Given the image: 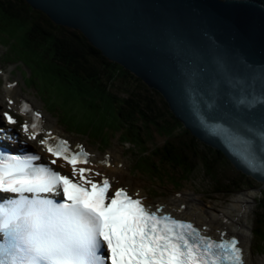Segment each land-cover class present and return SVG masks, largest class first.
<instances>
[{
    "label": "water",
    "instance_id": "obj_1",
    "mask_svg": "<svg viewBox=\"0 0 264 264\" xmlns=\"http://www.w3.org/2000/svg\"><path fill=\"white\" fill-rule=\"evenodd\" d=\"M159 92L202 143L264 188L258 0H26Z\"/></svg>",
    "mask_w": 264,
    "mask_h": 264
},
{
    "label": "snow or ice",
    "instance_id": "obj_2",
    "mask_svg": "<svg viewBox=\"0 0 264 264\" xmlns=\"http://www.w3.org/2000/svg\"><path fill=\"white\" fill-rule=\"evenodd\" d=\"M22 127H31L35 139L37 123ZM57 139L55 145L41 141L54 157L50 163H34L41 160L36 154L0 155V192L17 194L0 205L8 245L0 250V264H247L235 235H205L123 187L111 194L109 178L96 181L100 173L78 167L90 154ZM58 159L71 165V176L51 166Z\"/></svg>",
    "mask_w": 264,
    "mask_h": 264
},
{
    "label": "trees",
    "instance_id": "obj_3",
    "mask_svg": "<svg viewBox=\"0 0 264 264\" xmlns=\"http://www.w3.org/2000/svg\"><path fill=\"white\" fill-rule=\"evenodd\" d=\"M258 1L264 5V0ZM16 31L21 34L24 44L37 46L39 54L48 56L56 65V73L65 86L68 85L75 93L86 92L90 96L99 94L88 104L93 109L92 115L94 107L101 106L102 101L113 107L118 128H123L120 136L123 141L144 143L141 130L155 127L159 131L166 125V130H163L166 139L138 156L135 163L137 170L143 169L141 165L146 169L153 165L147 160L150 156L158 165L150 173L159 175L158 170L161 168L164 175L167 171L170 178H176V181L188 180L184 176L192 177L200 168L214 184L213 191L216 193L243 186L249 179L234 178L233 173L226 174V167L236 169L222 152L193 136L169 110L159 92L149 88L131 71L102 55L80 30L53 23L46 14L29 6L26 0H0V36L6 32L4 39L11 41ZM114 82L126 88L123 98L117 99L111 94L109 89ZM87 136L102 144L101 135ZM236 172L238 176L243 175L240 171ZM261 194L259 208L262 226L256 228V233L264 228V190Z\"/></svg>",
    "mask_w": 264,
    "mask_h": 264
},
{
    "label": "rangeland",
    "instance_id": "obj_4",
    "mask_svg": "<svg viewBox=\"0 0 264 264\" xmlns=\"http://www.w3.org/2000/svg\"><path fill=\"white\" fill-rule=\"evenodd\" d=\"M14 36L16 37V40L13 42L12 47H10V43L8 42V40L4 39L6 37V32L0 36V55L4 52V49H8L7 55L9 57H12L11 59L15 61H3L0 56V67L4 69V72L10 71L8 73L10 79L19 80L18 84L22 87V90L24 92H30L34 95L36 92L35 96L39 102L38 104L40 105V107H43L44 104V108L46 110L54 113L52 116L48 112L44 111L45 114H47L50 119H53L59 127L63 129V127L57 121L56 111L58 110L56 109H60L61 111H63L65 116L64 119L67 126L69 127V130L77 131L79 133H69L63 129V134L68 135L74 139H81L91 150L95 149L100 151L101 153L110 151L115 148L123 150L124 157L129 166V177H127L128 179L124 178V180H120V183H127L129 181L128 183L133 188L140 187L142 189L141 193L148 196L150 192H153L156 197L150 198L149 196L148 200L160 203L166 202L170 197L176 195V191H181L184 194L188 193V191L190 190L193 193L198 194L200 196L199 200L206 206L214 209H223L225 207H228L231 203V200L234 199L238 193L244 190H252L255 194L254 202L248 211L246 219L248 218L247 222L251 228L249 236L252 240V252L254 255L262 257L261 254L257 253V249H259L261 252L264 251V228L259 229L256 233V228L262 225V214L261 208H259V198L263 196L261 192L262 190H264V188L260 187L261 183L259 181L253 179L249 175H244L243 172V175L238 176V174L236 175V171L240 170H231L230 167H226V174L233 173L234 178L240 177L244 180H247L248 178L249 179L243 184V186L234 188L228 192L224 191L216 193L213 191L215 189L214 184L210 181L209 178L205 176L200 168L195 171L194 175L191 178L185 175L184 178L189 180H187L186 182H182L179 180L176 182V178L171 179L168 172L165 171V174L168 175L169 181H175V186H172L169 181H166V177L161 171V168L158 171L160 177L159 180L154 179L156 178L155 175H153L152 177L150 174H148V170L146 169H143L144 174L140 175L142 174V172L138 171L134 164L131 165L132 161L136 157L134 155L141 154L146 149L150 150L154 146L162 144L166 139L164 135L165 131H163L166 128V125H164L165 128L161 127V130L159 131H157L155 127L151 130H141L145 138L144 143H138L137 145L133 146L131 143L116 142L118 141V132L115 131V128L117 127V121L113 108H111L109 104H107V106H100L96 119L92 120L88 115V111L85 109L89 104V97L85 94L82 95V97L75 96L74 91L68 85L65 86L63 84L60 76L56 73V65H54L49 60L48 56L39 54L40 52L37 46L28 43L24 44L19 32L16 31L14 33ZM46 54L48 55V53ZM16 59H21V61ZM20 75L23 77L22 79ZM118 81L116 80V82ZM4 85V75H0V106L2 108L6 107V102L4 100ZM24 85L31 88H25ZM109 90L111 94H113L117 99L123 98L126 92L125 87H123L119 83L116 84L115 82L111 85ZM38 96L42 97L43 104ZM97 96H99V94ZM97 96H95V98ZM149 130L150 132L148 135ZM85 134L101 135L103 137L102 146L105 147L100 146L98 148L95 144V141L90 140L89 138H87V136H83ZM150 157L148 158V160L156 164V161L152 160ZM225 158L229 163H231L226 156ZM154 169V166H152V170ZM136 171L139 174L136 173ZM158 186H162V188L159 189ZM148 188H150V190H148ZM204 192H207L208 194H204ZM232 213L236 214L237 211L235 210Z\"/></svg>",
    "mask_w": 264,
    "mask_h": 264
},
{
    "label": "bare ground",
    "instance_id": "obj_5",
    "mask_svg": "<svg viewBox=\"0 0 264 264\" xmlns=\"http://www.w3.org/2000/svg\"><path fill=\"white\" fill-rule=\"evenodd\" d=\"M10 72V71H9ZM4 72L6 76L5 87H4V95L8 97L16 96V98L21 95V87L17 83L14 87H7L6 83L9 80L8 73ZM26 95L31 98L30 101L33 103L35 107H37L36 103H39L35 98V95L27 93ZM47 128H55L56 123L52 122L50 118L47 116ZM54 132L61 133L59 130L54 129ZM95 151V150H93ZM95 157L96 160L103 159V154L97 152ZM123 152L119 148H115L112 150V157L115 160V165L110 166L105 169L110 175L115 177H122L127 179L128 175V162L127 166L124 165L118 166V162L125 159L123 156ZM100 165L102 163L100 162ZM126 166V169H125ZM129 182V181H128ZM127 182V183H128ZM131 183V182H130ZM190 191V190H189ZM188 193H184L182 196H172L166 202H161L164 204L162 206L165 211H172L178 217H184L193 219L197 225H199L202 229H206V232H209V228H217V229H226L228 233L236 235L240 239V244L244 249V255L247 261V264H264V259L261 256H256L252 252V240L249 236L250 226L248 225L246 216L248 215V211L251 208L254 202V192L250 191H242L238 193L234 199L231 200V203L228 207L223 209H214L206 206L203 202L199 200L200 196L198 194L190 191ZM237 211L236 214H233V211ZM225 217H229L230 221H224ZM216 237V236H215Z\"/></svg>",
    "mask_w": 264,
    "mask_h": 264
},
{
    "label": "clouds",
    "instance_id": "obj_6",
    "mask_svg": "<svg viewBox=\"0 0 264 264\" xmlns=\"http://www.w3.org/2000/svg\"><path fill=\"white\" fill-rule=\"evenodd\" d=\"M37 10V9H36ZM40 11V10H39ZM42 12V11H41ZM45 14V13H44ZM53 22V21H52ZM54 23V22H53Z\"/></svg>",
    "mask_w": 264,
    "mask_h": 264
}]
</instances>
